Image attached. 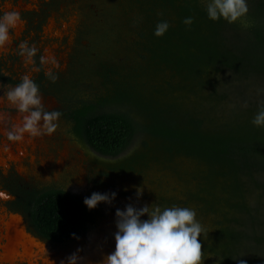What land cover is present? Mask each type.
<instances>
[{
	"label": "trees",
	"instance_id": "trees-1",
	"mask_svg": "<svg viewBox=\"0 0 264 264\" xmlns=\"http://www.w3.org/2000/svg\"><path fill=\"white\" fill-rule=\"evenodd\" d=\"M134 1L140 15L135 28L140 63L132 73L137 82L133 86L122 69L104 65L102 76L112 88L94 102L84 101L76 110L79 112L75 111L74 132L106 156L119 155L136 134H143L136 151L110 165L113 171L149 160L191 158L202 169H194L199 181L187 191L189 199H201L212 207L221 185L225 200L243 212L247 222L250 212L244 186H255L257 175L264 174V127L252 123L258 106L232 112L216 122L211 114L222 96L212 79L224 68L264 79V0L252 5L248 15L251 26L243 27V36L239 33L241 22L209 19L200 0ZM188 16L194 17L190 26L183 23ZM160 20H167L170 28L158 37L154 28ZM189 95L196 96L197 102H186ZM258 186L264 189V181ZM31 205L40 233L57 242L74 237L93 212L74 193L58 188L40 192ZM246 227L242 231L222 227L213 233L215 240L202 247L214 251L224 264H238L239 260L264 264V257L256 255H264L263 235L256 238L251 260L241 255L251 237Z\"/></svg>",
	"mask_w": 264,
	"mask_h": 264
},
{
	"label": "rangeland",
	"instance_id": "rangeland-1",
	"mask_svg": "<svg viewBox=\"0 0 264 264\" xmlns=\"http://www.w3.org/2000/svg\"><path fill=\"white\" fill-rule=\"evenodd\" d=\"M47 1L50 0H0V8L2 13L16 10L22 15L38 11ZM54 1L53 4L60 3L58 11H52L47 21H44V15L40 14L43 31H39L40 21L35 22L34 26H29L23 21L11 29L13 33L11 41L3 47L5 60L0 59V65L5 64L9 70H6V73L10 75L16 73L17 76L28 74L31 77L38 74L42 77V74L45 75L47 69L52 66L41 64L39 57L54 55L60 65L58 69H54L59 72L58 82L53 86L55 91L46 88L49 93H41L43 104L49 108L67 104L68 101L63 100L66 96L67 99L75 102L73 104H80L84 101L94 102L107 94L112 85L102 76L104 65H115L119 70L122 69V75H125L135 86L137 81L132 73L134 67L140 63L138 52L135 50V42L138 39L135 28L140 24L139 20L137 21L140 18L138 4L134 0ZM256 1L258 0H248L247 19ZM236 22L240 23L239 20ZM239 33L240 36L244 35L241 25ZM22 41H27L29 45L34 44L39 49L35 60L40 71H34V65L26 64L23 57L17 54L18 46ZM212 81L217 92L222 96L211 114L216 122L231 116L232 112L254 108L264 103L263 78L254 75L244 76L232 68H224L214 73ZM205 92L208 93V90ZM184 100L197 102L198 99L194 95H189L188 99ZM208 105V102L203 103L204 107ZM75 111L76 109L74 113ZM143 138V134L138 133L119 155L106 156L92 149L74 132L72 123L60 116L58 127L51 134L25 141L22 147L18 145L20 150L17 148L16 152L10 148L0 147V159L13 160L15 178L24 184L30 183L40 189L68 190L81 200L94 191L117 193L111 203L100 202L92 209V214L74 237L61 243L51 242L48 245L60 255L52 257L55 255L53 253L46 258V248L42 245V250L34 258L36 261L33 260L35 264L40 263L38 258H42L44 264H61L62 260L67 264V257L74 252L82 258L77 264H100L104 256L111 253L115 247L116 209L123 210L127 204L139 208L152 203L162 207L179 205L195 208L196 218L204 228V232L198 237L201 245L212 243V239L215 240L213 233L222 227L242 231V229L247 230L246 226H248L251 237L245 241L247 246L243 248L241 255L248 260L255 256L253 246L256 244V238L261 235L264 237V189L258 186L264 181V174L257 175L255 186L250 184L244 186L245 199L250 212L245 222L244 213L228 203L225 194H221V185L217 186L219 191L216 193V199L213 197L215 203L212 207L201 199H189L187 191L196 188L199 181V174L194 172V169L199 171L202 169L189 157H176L170 162L149 160L147 164L135 165L126 170L110 169L111 164L136 151L141 146ZM3 151H8V155ZM12 154L18 158L15 160L11 157ZM4 161L0 162L2 172L0 184H6L10 177V167ZM137 187L142 189L139 197L136 195ZM204 195L205 193H200L201 197ZM162 198L166 199L167 203ZM0 215L2 216L0 222L4 218L9 220L11 216L8 217L4 211H0ZM27 219L32 228L28 217ZM141 219H147V214ZM20 223L23 226V222ZM262 246L259 244L258 247ZM34 249L35 252L38 250L37 247ZM202 252L204 257L202 264H224L222 258L210 248L202 247ZM262 254V252L256 253L257 258L264 257Z\"/></svg>",
	"mask_w": 264,
	"mask_h": 264
},
{
	"label": "clouds",
	"instance_id": "clouds-1",
	"mask_svg": "<svg viewBox=\"0 0 264 264\" xmlns=\"http://www.w3.org/2000/svg\"><path fill=\"white\" fill-rule=\"evenodd\" d=\"M200 3L207 17L213 21L223 19L234 23L239 20L242 27L251 26V21L247 19L248 0H200ZM193 21L194 17L191 16L183 19V23L189 26ZM21 23V14L16 10L0 13V48L11 41L10 30ZM169 28L167 20H160L155 25L154 35L163 36ZM38 51L34 44L22 41L17 54L23 57L26 64L34 65L33 70L38 72L40 67L36 66L35 60ZM39 59L41 64L52 66L45 76L54 83L58 79L54 69L60 67L59 61L54 55H41ZM0 89H3L0 99H6L21 114V123L12 125L6 133L9 140L22 141L25 133L35 138L56 130L62 113L58 109L46 110L39 85L30 75L24 74L17 84ZM252 123L264 127V103L258 106ZM141 194L142 189L137 187V197ZM116 195L115 191H94L84 197L83 203L88 209H93L100 202L111 203ZM145 214L147 219H141ZM115 216V247L100 264H202L204 257L198 237L204 228L196 218L195 208L179 205L162 207L154 203L137 208L127 204L123 210L116 209ZM72 235L75 236V233ZM80 259L74 252L67 257V264H77ZM61 264L65 262L62 260ZM238 264H246V261L239 260Z\"/></svg>",
	"mask_w": 264,
	"mask_h": 264
},
{
	"label": "flooded vegetation",
	"instance_id": "flooded-vegetation-1",
	"mask_svg": "<svg viewBox=\"0 0 264 264\" xmlns=\"http://www.w3.org/2000/svg\"><path fill=\"white\" fill-rule=\"evenodd\" d=\"M46 1V0H44ZM53 2H55L54 0H50L49 2H45L43 4V6L41 5V7L39 8L38 11H33V12H28L26 14H22V21H26L27 24H29V26H34L35 22H39V31H43V26H42V22H41V17L42 15H44L45 19L44 21H47V17L51 15L52 11H58L59 7H60V3L57 2L56 4H53ZM24 6V5H21ZM20 7V6H19ZM41 12V13H40ZM0 13H2V10L0 8ZM42 14V15H40ZM56 19V17H55ZM50 21H52V18L50 19ZM55 20H53L54 22ZM16 31V30H15ZM12 30H10V36L12 37L11 33ZM4 52H3V48H0V59L2 58V61L5 60L4 59ZM8 70V68L6 67L5 64L1 63L0 65V87H8V86H13L15 84H17L20 81L19 76H17V74L15 73V75L17 76V78H15V75H10L8 73H6ZM9 71V70H8ZM59 72H57L58 74ZM72 77V75H71ZM70 77V79H71ZM32 79L39 85V89L41 93H49L46 91V88L50 89V90H54L53 86L54 84H56L58 82V80H56L54 83L48 79L47 77H45V75L42 74V77L39 76L38 74L35 76H32ZM69 79V83L71 82ZM48 86V87H47ZM3 89H0V95H2ZM52 93V92H51ZM68 97L66 96L65 100L67 102L63 103V105L61 107H56V108H49L46 107V109H58L60 110V112L62 113L61 117H64L66 120L70 121L73 125V127L75 126V122L72 118L74 110L79 109L80 107L83 106V102L80 104H73L75 102H73V100L71 99H67ZM2 100V101H1ZM0 147L3 148H10L11 150H13L14 152H16L17 150V146L20 145L21 147L24 145L25 141L27 140H31L32 137H30L27 133L24 134V139L22 141H11L7 138V131L11 129L12 125H16V124H20L21 123V114L17 112V110L14 108L13 105H11L6 99H0ZM78 103V102H76ZM7 164L8 167H10V177L7 179L6 184H0V191L4 192L6 194V196L8 197L7 193L5 191H7L8 193L12 194L13 198L11 199H7L6 200H1L0 201V211L1 208L4 207L7 211H11V212H18L20 213L23 218H24V222L26 225V229L28 232H30L32 235L39 237L40 239L44 240L46 242L47 245H49L51 242L53 243H57V241L55 240H51L49 238H46L45 236H43L39 229L36 227L34 220L32 218V201L34 199V197L36 195H38L40 192L42 191H46L49 189H55V188H43L40 189L37 186L34 185H30V183L24 184L23 182H21L19 179L15 178V171H14V165H13V160H9L7 158ZM1 166V165H0ZM2 175L1 172V167H0V176ZM1 183V182H0ZM57 189V188H56ZM17 215V214H11V216ZM29 218L31 224H32V228H30V224L28 223V219ZM23 222V221H22ZM24 225V223H23ZM28 235V234H27ZM30 237V235H28ZM31 238V237H30ZM35 242L40 243L41 245L45 246L44 243L39 242L38 240H36L35 238H33ZM66 241V240H64ZM62 241L58 242L61 243ZM21 264H26V263H21Z\"/></svg>",
	"mask_w": 264,
	"mask_h": 264
},
{
	"label": "bare ground",
	"instance_id": "bare-ground-1",
	"mask_svg": "<svg viewBox=\"0 0 264 264\" xmlns=\"http://www.w3.org/2000/svg\"><path fill=\"white\" fill-rule=\"evenodd\" d=\"M17 148L18 150H20L19 146H17ZM3 152H5V154L8 155L7 154L8 151H3ZM3 152H2V156H4ZM11 157L15 158V160L18 158V156L13 154ZM2 160L4 161L5 159L1 158L0 162H3ZM6 160L4 161V163L6 162ZM6 197H7L6 194L0 191V199ZM1 217L2 216L0 215V218ZM6 220L7 219L5 218L3 219V222L7 224V229L9 231L8 235H6L8 237V243L6 242L2 243L0 241V264H15L16 263L15 261L17 260V258L15 257L18 256V254L15 253L16 246L19 247L20 245H22L23 247L21 251V255H23L24 258L22 260L28 261L29 264H35L33 260H35L34 258L37 257V254L42 250V245L40 243L35 242L33 238H30L28 235L24 233L25 231L23 228L24 225L22 226V224L20 223V221L22 222V219L19 215H14V216L12 215L9 217L8 221ZM1 223L2 221L0 222V224ZM0 239H2V236L0 237ZM36 247L38 250L35 252L34 248Z\"/></svg>",
	"mask_w": 264,
	"mask_h": 264
},
{
	"label": "water",
	"instance_id": "water-1",
	"mask_svg": "<svg viewBox=\"0 0 264 264\" xmlns=\"http://www.w3.org/2000/svg\"><path fill=\"white\" fill-rule=\"evenodd\" d=\"M6 193H7V195H8V199H11V198H13V196H12V194H10V193H8L7 191H5ZM1 200H3V199H1ZM1 211L3 212H5V214H7L8 215V217L11 215V214H17V215H19L20 217H21V219H22V221H23V223H24V233L27 235H30V237L31 238H35L36 240H38L39 242H41V243H44L45 244V248H46V254H47V256H46V258L47 257H49V256H51V254H55V255H53L52 257H55V256H57V255H60L59 253H56V251H55V249H50V247L46 244V242L44 241V240H42V239H40L39 237H37V236H34V235H32L30 232H28L27 231V229H26V225H25V222H24V218H23V216L20 214V213H18V212H11V211H7L4 207H2L1 208ZM8 220V219H7ZM6 220V221H7ZM6 226H5V225ZM8 229H7V224L5 223V222H3L2 221V223L0 224V237L2 236V239H0V241L3 243V242H6V243H8V237L6 236V235H8ZM5 240V241H4ZM22 249H23V247H22V245H20L19 247L18 246H16V250H15V253H17L18 254V256H16L15 258H17V260L15 261L16 263L15 264H21V263H26V264H29L26 260H22L24 257H23V255H21V251H22ZM61 257H62V255H61ZM26 258V257H25ZM39 259V261H40V263H37V264H44V260L42 259V258H38Z\"/></svg>",
	"mask_w": 264,
	"mask_h": 264
}]
</instances>
